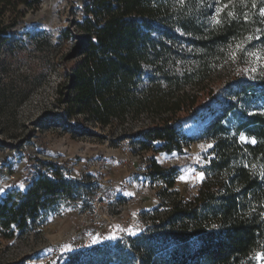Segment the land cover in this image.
<instances>
[{
  "label": "trees",
  "instance_id": "trees-1",
  "mask_svg": "<svg viewBox=\"0 0 264 264\" xmlns=\"http://www.w3.org/2000/svg\"><path fill=\"white\" fill-rule=\"evenodd\" d=\"M252 3L89 0L84 20L61 31V42L78 38L63 57L56 85L62 118L82 116L102 129L118 125L124 131L117 140L130 136L143 152L182 154L197 141L213 143L204 179L188 196L175 189L178 167L149 159L147 175L163 188L159 206L146 213L145 229L80 249L64 264H256L255 254L264 252V101L262 108H250L257 88L264 96V63L256 80L237 79L224 86L214 81L229 45L258 32L257 42L264 44L259 15L264 0H255L256 8ZM21 4L27 9H20ZM40 4L0 0V42L28 9ZM224 5L228 7L217 15ZM31 40L40 49L52 45L48 33ZM20 42L28 45L25 36ZM232 115L236 123L230 125ZM144 117L148 124L134 132L123 127ZM191 123L195 133L185 132ZM242 135L256 143L243 142ZM46 164L52 174L40 172L26 192L11 193L0 202L5 226L21 234L34 229L58 201L75 196L78 186L64 177V165Z\"/></svg>",
  "mask_w": 264,
  "mask_h": 264
},
{
  "label": "rangeland",
  "instance_id": "rangeland-1",
  "mask_svg": "<svg viewBox=\"0 0 264 264\" xmlns=\"http://www.w3.org/2000/svg\"><path fill=\"white\" fill-rule=\"evenodd\" d=\"M88 2L41 0L39 8L28 9L0 42V188L4 189L0 202L11 193L26 192L40 172L52 174L47 162L64 165V177L78 186L73 198L58 201L34 229L21 234L0 219V264H64L80 249L140 234L148 222L146 213L161 203L163 183L147 175L150 151H142L132 167H125L126 157L135 154L140 145L130 136L117 140L124 128L102 129L82 116L64 119L57 107L56 85L66 63L63 57L78 40L73 36L61 42L59 36L68 27L74 29L75 21L84 20ZM20 9L27 7L21 4ZM41 32L51 36L52 45H61L35 47L31 36ZM260 35L229 45L227 58L214 76L219 86L237 79H257L264 63V44L257 42ZM23 36L28 45L20 42ZM248 53L262 58L257 60ZM257 89L250 109L263 106V92ZM147 118L123 127L134 132L148 124ZM228 123L235 124L236 117L230 116ZM186 129L195 133L196 124H188ZM210 144L200 140L182 154L159 159L181 170L175 189L183 196L200 187L203 179L197 177L204 176ZM127 174L130 181H121ZM134 183L143 190L140 194ZM156 197L159 204L155 208L142 212L135 208L139 201ZM256 264H264V260H256Z\"/></svg>",
  "mask_w": 264,
  "mask_h": 264
},
{
  "label": "crops",
  "instance_id": "crops-1",
  "mask_svg": "<svg viewBox=\"0 0 264 264\" xmlns=\"http://www.w3.org/2000/svg\"><path fill=\"white\" fill-rule=\"evenodd\" d=\"M185 132H187L188 133V131H187V129L185 130ZM244 137H246V136H244ZM241 139V138H240ZM253 138H248V137H246V140H242L243 142H251V140H252ZM210 145H212L213 146V143L211 142V144ZM212 147H209V150L211 149ZM151 152V154H149V159H152V158H155L156 160H157V162L160 164V165H162V166H164V167H171V166H169V165H164L162 162H160L159 161V159H161V158H163V157H166V156H171V155H173V154H175V153H172V154H168V153H166V152H160V153H154V152H152V151H150ZM185 152V151H184ZM208 162H209V156H208V161H207V164H208ZM149 165H150V163L148 162V164H147V167H146V169L148 170V167H149ZM173 166H176V165H173ZM124 168V167H123ZM135 177V176H134ZM130 176L127 174V175H124L123 177H122V179H121V181L122 180H129L130 181ZM131 179H133V178H131ZM178 181V180H177ZM136 183H134L133 184V187H134V190H135V192L137 191L139 194H140V192H142L143 190L140 188V186H138V184H137V186H134ZM177 184V183H176ZM129 190L131 189V187L130 188H128ZM129 190H127V192L129 191ZM124 194H126V193H124ZM142 196V195H141ZM159 204V201H158V198L156 197L155 199H143V201H139L138 203H136L135 205V208L138 210V211H140V212H142V211H148V210H151V209H153V208H155L157 205Z\"/></svg>",
  "mask_w": 264,
  "mask_h": 264
},
{
  "label": "snow or ice",
  "instance_id": "snow-or-ice-1",
  "mask_svg": "<svg viewBox=\"0 0 264 264\" xmlns=\"http://www.w3.org/2000/svg\"><path fill=\"white\" fill-rule=\"evenodd\" d=\"M241 2H243V0H241ZM251 6H252V8H256L257 7V5L255 3V0H253V3H252ZM227 7H228V5H224L223 8H217L216 9L217 15H219V13L222 12L224 10V8H227ZM227 15L229 17H235V13L233 11H228ZM259 15L262 18V22H264V6H261L259 8ZM247 19H248V17H247V15H245V20H247ZM214 22L216 24H220L221 20L216 19ZM246 39L251 40L252 37H247ZM237 47L243 48V45H238ZM248 54L251 55V56H254L257 60H260L262 58L257 53H248ZM233 56H235V53H233ZM253 71H255V69H253ZM240 138H241V140H246V137H244L243 135ZM251 143L255 144L256 140L252 139ZM208 147H212V145H208ZM261 175H262V177H264V173H262ZM181 179H185V177H181ZM197 179H203V173H200V175H199V177H197ZM20 187L23 188V185H21ZM3 191H4V189L0 188V193H2ZM255 259L257 261L264 260V252H257L255 254Z\"/></svg>",
  "mask_w": 264,
  "mask_h": 264
},
{
  "label": "built area",
  "instance_id": "built-area-1",
  "mask_svg": "<svg viewBox=\"0 0 264 264\" xmlns=\"http://www.w3.org/2000/svg\"><path fill=\"white\" fill-rule=\"evenodd\" d=\"M141 152L139 149L137 150V152H135V154H132L128 157H126V162L124 164L125 167H132L135 163L136 160H138L141 157ZM204 179V176H203Z\"/></svg>",
  "mask_w": 264,
  "mask_h": 264
}]
</instances>
